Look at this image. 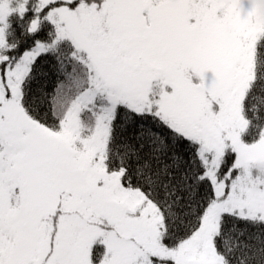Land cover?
<instances>
[{"label": "snow or ice", "instance_id": "obj_1", "mask_svg": "<svg viewBox=\"0 0 264 264\" xmlns=\"http://www.w3.org/2000/svg\"><path fill=\"white\" fill-rule=\"evenodd\" d=\"M0 264H264L260 0H0Z\"/></svg>", "mask_w": 264, "mask_h": 264}, {"label": "rangeland", "instance_id": "obj_2", "mask_svg": "<svg viewBox=\"0 0 264 264\" xmlns=\"http://www.w3.org/2000/svg\"><path fill=\"white\" fill-rule=\"evenodd\" d=\"M261 13L264 14V0H260Z\"/></svg>", "mask_w": 264, "mask_h": 264}]
</instances>
